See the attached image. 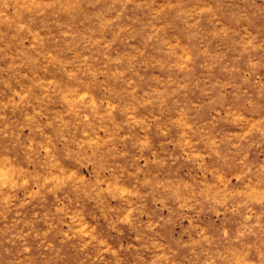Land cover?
<instances>
[{
	"label": "rangeland",
	"instance_id": "rangeland-1",
	"mask_svg": "<svg viewBox=\"0 0 264 264\" xmlns=\"http://www.w3.org/2000/svg\"><path fill=\"white\" fill-rule=\"evenodd\" d=\"M0 264H264V0H0Z\"/></svg>",
	"mask_w": 264,
	"mask_h": 264
}]
</instances>
